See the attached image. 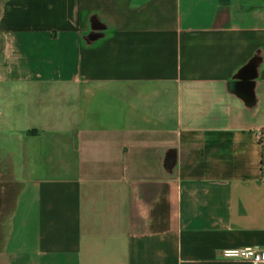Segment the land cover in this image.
I'll list each match as a JSON object with an SVG mask.
<instances>
[{"label": "crops", "instance_id": "crops-1", "mask_svg": "<svg viewBox=\"0 0 264 264\" xmlns=\"http://www.w3.org/2000/svg\"><path fill=\"white\" fill-rule=\"evenodd\" d=\"M1 89L0 264L264 248V0H0Z\"/></svg>", "mask_w": 264, "mask_h": 264}, {"label": "rangeland", "instance_id": "rangeland-1", "mask_svg": "<svg viewBox=\"0 0 264 264\" xmlns=\"http://www.w3.org/2000/svg\"><path fill=\"white\" fill-rule=\"evenodd\" d=\"M0 92L3 94L0 96V103L1 100L7 102L8 111L7 114L3 113L2 118L4 119L0 124V161L5 159L6 153H11V149H13L12 144V132L14 125V119L11 115V95H9L8 89H1ZM16 121V119H15ZM14 125V126H13ZM11 157H14V154H11ZM7 163V162H5ZM0 170H6L8 173V178L5 177L4 174V181L0 180V252L3 250V245L6 240L10 217L13 209V204L18 193L20 187V179L16 178V174H12V169L8 166L6 168H1L4 163H0ZM5 173V172H4ZM7 175V174H6Z\"/></svg>", "mask_w": 264, "mask_h": 264}, {"label": "built area", "instance_id": "built-area-1", "mask_svg": "<svg viewBox=\"0 0 264 264\" xmlns=\"http://www.w3.org/2000/svg\"><path fill=\"white\" fill-rule=\"evenodd\" d=\"M257 138L262 140L263 133L258 132ZM220 255L223 259L233 261H245L250 264H264V248L256 246H244L222 249Z\"/></svg>", "mask_w": 264, "mask_h": 264}, {"label": "flooded vegetation", "instance_id": "flooded-vegetation-1", "mask_svg": "<svg viewBox=\"0 0 264 264\" xmlns=\"http://www.w3.org/2000/svg\"><path fill=\"white\" fill-rule=\"evenodd\" d=\"M6 156H7V153H6ZM6 156H5V159H6ZM5 159L4 160H2V161H0V163H4L3 164V166H1V168H6L7 169V167H5V166H8L7 165V163H5L6 161H5ZM1 165V164H0ZM8 170V169H7ZM5 172V173H4ZM4 174H5V177L6 178H8V173L6 172V170H0V180L2 179V182L4 181ZM7 174V175H6Z\"/></svg>", "mask_w": 264, "mask_h": 264}]
</instances>
